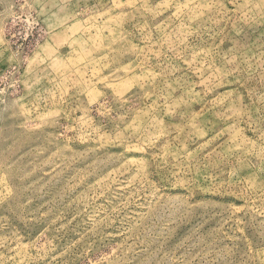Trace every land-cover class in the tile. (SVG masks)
Here are the masks:
<instances>
[{"label":"rangeland","instance_id":"1","mask_svg":"<svg viewBox=\"0 0 264 264\" xmlns=\"http://www.w3.org/2000/svg\"><path fill=\"white\" fill-rule=\"evenodd\" d=\"M0 264H264V0H0Z\"/></svg>","mask_w":264,"mask_h":264}]
</instances>
